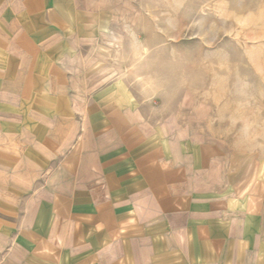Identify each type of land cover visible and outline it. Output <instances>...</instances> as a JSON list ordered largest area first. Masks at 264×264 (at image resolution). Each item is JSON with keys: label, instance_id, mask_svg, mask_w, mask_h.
Masks as SVG:
<instances>
[{"label": "crops", "instance_id": "0c3cea01", "mask_svg": "<svg viewBox=\"0 0 264 264\" xmlns=\"http://www.w3.org/2000/svg\"><path fill=\"white\" fill-rule=\"evenodd\" d=\"M104 10L0 0V264H264L263 186L97 65Z\"/></svg>", "mask_w": 264, "mask_h": 264}, {"label": "rangeland", "instance_id": "374dc122", "mask_svg": "<svg viewBox=\"0 0 264 264\" xmlns=\"http://www.w3.org/2000/svg\"><path fill=\"white\" fill-rule=\"evenodd\" d=\"M102 5L97 65L176 133L222 146L264 189V0Z\"/></svg>", "mask_w": 264, "mask_h": 264}]
</instances>
